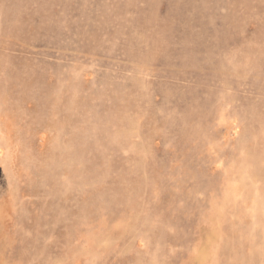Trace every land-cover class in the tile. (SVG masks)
Wrapping results in <instances>:
<instances>
[{
    "label": "rangeland",
    "instance_id": "374dc122",
    "mask_svg": "<svg viewBox=\"0 0 264 264\" xmlns=\"http://www.w3.org/2000/svg\"><path fill=\"white\" fill-rule=\"evenodd\" d=\"M0 264H264V0H0Z\"/></svg>",
    "mask_w": 264,
    "mask_h": 264
}]
</instances>
